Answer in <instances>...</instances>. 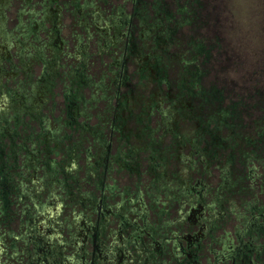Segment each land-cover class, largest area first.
<instances>
[{
	"label": "rangeland",
	"instance_id": "rangeland-1",
	"mask_svg": "<svg viewBox=\"0 0 264 264\" xmlns=\"http://www.w3.org/2000/svg\"><path fill=\"white\" fill-rule=\"evenodd\" d=\"M195 196L202 264L264 216V0H0V264H161Z\"/></svg>",
	"mask_w": 264,
	"mask_h": 264
},
{
	"label": "flooded vegetation",
	"instance_id": "flooded-vegetation-1",
	"mask_svg": "<svg viewBox=\"0 0 264 264\" xmlns=\"http://www.w3.org/2000/svg\"><path fill=\"white\" fill-rule=\"evenodd\" d=\"M187 192L190 193L191 191L188 190ZM196 192H198V190H196ZM185 200L186 202L183 204H186V209L182 210L183 204L180 205L177 211L176 220L171 223L177 229H170L168 232L169 234L167 232L161 234L162 240H156L155 238L150 237L151 241L149 247H145V253H143L144 256L147 257L150 255L154 258L161 253L163 254L161 249L163 243L169 241L171 252H169L170 254L168 258H165L166 260L161 261V264L169 261H174L175 264H202L197 259V253L201 248L202 239L205 238L206 235L211 238L210 230L212 225L209 224L208 227L206 223L204 224L194 217L196 214L194 212L201 207L200 202H196L199 200L198 196H195L194 201H191L190 199ZM238 216L243 217L244 219L242 221V223H244L242 227L243 232H241V234L235 232L237 240L228 244L223 242L221 247L217 250L210 247L212 253L211 258H207L203 264H227V260H229V264H264V216L262 212L256 211L252 212L249 216H242L241 214ZM258 218L260 219L258 220ZM187 219L188 221H186ZM182 223H186V228L184 230L181 228L178 229ZM139 231H141V233H149L146 232L145 228H140ZM244 231L249 234L244 240H242L244 237ZM141 233L134 235L133 239L137 238L140 241V238L142 237ZM93 238H96L95 232ZM226 239L227 238H224L223 240ZM211 240L209 241L211 242ZM90 264H94L93 258L91 259ZM134 264H139L138 260H135Z\"/></svg>",
	"mask_w": 264,
	"mask_h": 264
}]
</instances>
